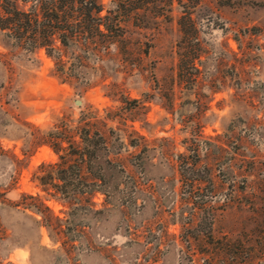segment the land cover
<instances>
[{"label": "rangeland", "instance_id": "1", "mask_svg": "<svg viewBox=\"0 0 264 264\" xmlns=\"http://www.w3.org/2000/svg\"><path fill=\"white\" fill-rule=\"evenodd\" d=\"M231 2L151 8L80 63L61 48L67 82L0 32V264H264V6ZM89 114L109 164H79V194L42 138Z\"/></svg>", "mask_w": 264, "mask_h": 264}, {"label": "trees", "instance_id": "2", "mask_svg": "<svg viewBox=\"0 0 264 264\" xmlns=\"http://www.w3.org/2000/svg\"><path fill=\"white\" fill-rule=\"evenodd\" d=\"M200 1L109 0L111 7L105 10L102 0H0V32L5 38L12 40L17 48L28 53L45 49L46 54L55 62L54 75L61 82H67L76 77L77 73L74 68L65 67L66 61L63 60L61 48L70 49L73 61L80 63L79 54L108 53L112 46L121 43L129 24L146 28L150 21L156 22L158 17L164 15L151 14V8H166L165 11H169L176 2L186 10L181 18L190 19L188 9L199 5ZM219 1L227 6L232 3L231 0ZM248 1L253 5L258 3L264 6V0ZM91 118L90 114L87 115L88 121L83 127L72 126L65 118L59 119L55 131L46 133L42 138L52 143L56 154L66 152L65 155L59 156V161L68 166L65 170H60V173L65 175L68 169L73 170L76 178L80 179L73 192L79 194L90 191H82L78 187L86 185L81 175V166L78 165H86L87 173L93 180L102 182L101 160L103 164H109L108 157L105 156L106 140L101 133L93 131ZM72 134L78 135L79 142L71 138ZM93 164H96L94 170ZM65 177L57 178L63 181L62 185L53 186L62 195L69 194L66 188L70 183H65Z\"/></svg>", "mask_w": 264, "mask_h": 264}]
</instances>
